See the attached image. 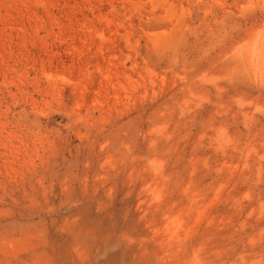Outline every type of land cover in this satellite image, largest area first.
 <instances>
[{"label": "rangeland", "instance_id": "rangeland-1", "mask_svg": "<svg viewBox=\"0 0 264 264\" xmlns=\"http://www.w3.org/2000/svg\"><path fill=\"white\" fill-rule=\"evenodd\" d=\"M0 264H264V0H0Z\"/></svg>", "mask_w": 264, "mask_h": 264}]
</instances>
